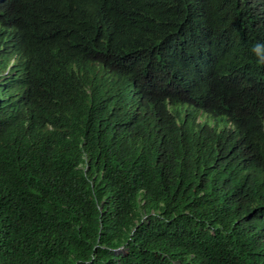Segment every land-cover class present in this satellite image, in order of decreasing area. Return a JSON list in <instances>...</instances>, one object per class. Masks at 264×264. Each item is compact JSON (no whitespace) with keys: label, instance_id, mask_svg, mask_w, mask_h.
Here are the masks:
<instances>
[{"label":"trees","instance_id":"trees-1","mask_svg":"<svg viewBox=\"0 0 264 264\" xmlns=\"http://www.w3.org/2000/svg\"><path fill=\"white\" fill-rule=\"evenodd\" d=\"M7 24L55 130L0 107V264H264V185L231 180L234 154L124 138L121 106L92 114L73 78L110 68L151 100L220 106L264 162V0H0Z\"/></svg>","mask_w":264,"mask_h":264},{"label":"clouds","instance_id":"clouds-1","mask_svg":"<svg viewBox=\"0 0 264 264\" xmlns=\"http://www.w3.org/2000/svg\"><path fill=\"white\" fill-rule=\"evenodd\" d=\"M4 40H9L13 46L7 48ZM0 56V60H4L0 61V107L3 116L15 125L23 123L54 131L55 123L48 120L46 107L39 103L38 108L33 102L34 61L27 54L14 24L0 26ZM45 74L39 71V78ZM116 74L114 69L95 71L92 67L83 68L73 75L74 79L82 82L77 84L79 90L88 89L87 104L92 114L93 108L104 112L102 107L106 102L118 104L121 109L114 112L110 123L124 138L142 140L148 146L155 144L157 149L183 146L184 149L193 148L206 154L232 153L234 159L228 163L231 180L240 186L249 185L251 181L264 185V162L253 155L251 137L222 107L195 105L185 99L151 100L144 96L131 75L122 72L123 77L118 78ZM79 104L81 98H76V107ZM151 156L156 160L154 169L163 177V164L159 162H163L164 152H153ZM180 165L182 174L190 175L193 166L187 161H182ZM260 231L264 234V229Z\"/></svg>","mask_w":264,"mask_h":264},{"label":"rangeland","instance_id":"rangeland-1","mask_svg":"<svg viewBox=\"0 0 264 264\" xmlns=\"http://www.w3.org/2000/svg\"><path fill=\"white\" fill-rule=\"evenodd\" d=\"M123 249H121L120 251L117 252V254L123 253Z\"/></svg>","mask_w":264,"mask_h":264},{"label":"bare ground","instance_id":"bare-ground-1","mask_svg":"<svg viewBox=\"0 0 264 264\" xmlns=\"http://www.w3.org/2000/svg\"><path fill=\"white\" fill-rule=\"evenodd\" d=\"M114 223V222H113ZM139 229V228H138ZM151 231V230H150ZM189 234V233H188ZM138 254V253H137Z\"/></svg>","mask_w":264,"mask_h":264}]
</instances>
